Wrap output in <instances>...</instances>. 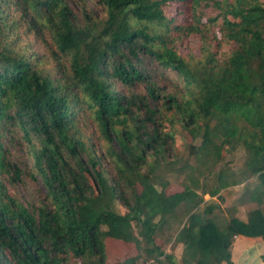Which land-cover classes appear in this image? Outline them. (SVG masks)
I'll use <instances>...</instances> for the list:
<instances>
[{
    "label": "trees",
    "instance_id": "obj_1",
    "mask_svg": "<svg viewBox=\"0 0 264 264\" xmlns=\"http://www.w3.org/2000/svg\"><path fill=\"white\" fill-rule=\"evenodd\" d=\"M99 3L102 18L68 0H0V264H107L105 237L135 245L113 264H176L155 238L182 204L178 264H235L237 235L264 238V0ZM17 131L51 198L34 209L6 186L21 178L3 143ZM238 150L239 171L219 167ZM170 173L183 179L168 193ZM239 183L246 218L215 213Z\"/></svg>",
    "mask_w": 264,
    "mask_h": 264
},
{
    "label": "rangeland",
    "instance_id": "obj_2",
    "mask_svg": "<svg viewBox=\"0 0 264 264\" xmlns=\"http://www.w3.org/2000/svg\"><path fill=\"white\" fill-rule=\"evenodd\" d=\"M75 13L79 16L82 15L84 8L95 13L98 18L105 15V10L99 3V0H68ZM201 40L198 36L194 38L192 45H195L194 54L199 56ZM185 53L189 50H184ZM158 86L162 87L167 93H174L179 89V84L174 79V74L169 70L159 68ZM137 92H143V86L139 85L136 89ZM163 100L158 103V107L162 108ZM187 139H189L187 137ZM186 141V140H184ZM183 141V142H184ZM199 141V139L197 140ZM96 148L101 155L103 164L107 169L109 176L113 178L115 170L113 165L109 162L108 157L104 154V146L100 140L95 139ZM8 152L9 159L16 163L21 171V178L13 184L7 182L6 186L8 192L18 198L26 207L34 209L41 203H50V196L48 195V187L44 184L41 174L38 172L33 163V158L30 155L27 142L23 139L21 132L17 131L9 138H3ZM177 151V150H175ZM186 156V154H184ZM246 153L243 150L227 152L219 167L229 170L239 171L244 163ZM218 167V168H219ZM218 170V169H217ZM170 185L167 192H175L180 190L183 176L177 173H170L167 175ZM243 191V184L231 186L221 191L223 201H221V211L215 213H224L225 215L231 213L235 208L236 216L241 219L245 218L246 212L252 208V204H244L235 206L236 199ZM208 202L218 201L216 198H211L205 195ZM125 207L120 202H116V210L120 213L125 211ZM190 208L184 204L176 208L172 214L165 217V220L160 225L157 232L156 242L161 244L167 252H171L174 256V262L179 263L181 256L182 246L174 241V235L182 225L185 216L189 213ZM106 263L113 264L121 261L127 256L134 254L135 245L132 242H125L112 237L104 238ZM235 264H264V238L261 236L246 237L242 236L236 240L234 251Z\"/></svg>",
    "mask_w": 264,
    "mask_h": 264
},
{
    "label": "crops",
    "instance_id": "obj_3",
    "mask_svg": "<svg viewBox=\"0 0 264 264\" xmlns=\"http://www.w3.org/2000/svg\"><path fill=\"white\" fill-rule=\"evenodd\" d=\"M246 218V217H245ZM243 235H237L236 237H235V241H234V243H233V246H232V248H231V256H232V260H234V257H233V255H234V251H235V244H236V240L238 239V238H240V237H242ZM247 237V236H246ZM234 262V261H233Z\"/></svg>",
    "mask_w": 264,
    "mask_h": 264
}]
</instances>
